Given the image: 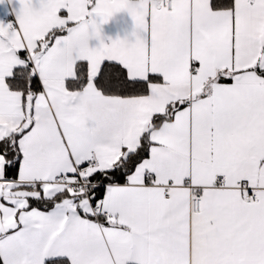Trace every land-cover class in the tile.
<instances>
[{"label": "snow or ice", "instance_id": "snow-or-ice-1", "mask_svg": "<svg viewBox=\"0 0 264 264\" xmlns=\"http://www.w3.org/2000/svg\"><path fill=\"white\" fill-rule=\"evenodd\" d=\"M4 5L0 264H264V0Z\"/></svg>", "mask_w": 264, "mask_h": 264}, {"label": "crops", "instance_id": "crops-1", "mask_svg": "<svg viewBox=\"0 0 264 264\" xmlns=\"http://www.w3.org/2000/svg\"><path fill=\"white\" fill-rule=\"evenodd\" d=\"M11 7L9 5L0 6V20L4 21L7 18V21L4 22H14L15 16L11 14ZM18 7V5H16ZM117 21L110 22L108 25L104 26V33L106 37H111L112 39H116L117 37L123 39L127 36L128 39L132 40L134 37L131 36V32L133 30V23L131 18L127 16V14H121ZM105 42H110L106 39ZM93 44L96 42L93 41Z\"/></svg>", "mask_w": 264, "mask_h": 264}, {"label": "built area", "instance_id": "built-area-1", "mask_svg": "<svg viewBox=\"0 0 264 264\" xmlns=\"http://www.w3.org/2000/svg\"><path fill=\"white\" fill-rule=\"evenodd\" d=\"M7 20H8L7 18L4 19V21H7Z\"/></svg>", "mask_w": 264, "mask_h": 264}]
</instances>
